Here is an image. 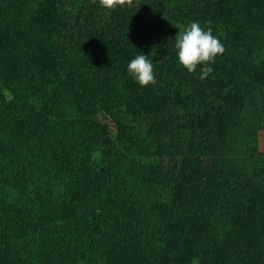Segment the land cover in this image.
<instances>
[{"label": "trees", "instance_id": "trees-1", "mask_svg": "<svg viewBox=\"0 0 264 264\" xmlns=\"http://www.w3.org/2000/svg\"><path fill=\"white\" fill-rule=\"evenodd\" d=\"M193 21L226 49L204 80ZM247 109L264 130V0H0V264H264Z\"/></svg>", "mask_w": 264, "mask_h": 264}, {"label": "clouds", "instance_id": "clouds-1", "mask_svg": "<svg viewBox=\"0 0 264 264\" xmlns=\"http://www.w3.org/2000/svg\"><path fill=\"white\" fill-rule=\"evenodd\" d=\"M93 3L96 0H92ZM126 0H99L102 8L113 9L125 5ZM179 64L189 73H195L201 67L199 79H206L213 69L210 67L218 55L225 52L223 43L212 33L209 26L201 27L198 21H193L175 35L174 45ZM127 73L141 87L156 83L152 60L148 55L138 54L127 65Z\"/></svg>", "mask_w": 264, "mask_h": 264}, {"label": "rangeland", "instance_id": "rangeland-1", "mask_svg": "<svg viewBox=\"0 0 264 264\" xmlns=\"http://www.w3.org/2000/svg\"><path fill=\"white\" fill-rule=\"evenodd\" d=\"M247 110L244 125L233 132L226 145L231 154L237 155L244 151L264 152V130L254 119L253 112Z\"/></svg>", "mask_w": 264, "mask_h": 264}]
</instances>
